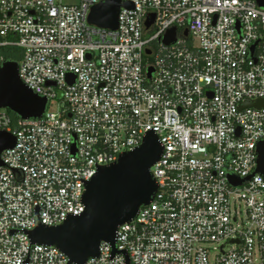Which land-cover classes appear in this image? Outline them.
I'll return each mask as SVG.
<instances>
[{"label": "built area", "instance_id": "built-area-1", "mask_svg": "<svg viewBox=\"0 0 264 264\" xmlns=\"http://www.w3.org/2000/svg\"><path fill=\"white\" fill-rule=\"evenodd\" d=\"M102 1L0 0V66L20 48L21 80L48 99L40 118L0 108L16 137L0 154V264H71L30 231L81 215L98 167L149 132L163 146L153 200L116 254L102 242L85 264H264V105L242 106L264 101V6L122 0L133 7L110 29L89 22Z\"/></svg>", "mask_w": 264, "mask_h": 264}, {"label": "water", "instance_id": "water-1", "mask_svg": "<svg viewBox=\"0 0 264 264\" xmlns=\"http://www.w3.org/2000/svg\"><path fill=\"white\" fill-rule=\"evenodd\" d=\"M257 1L264 6V0ZM121 7L132 8L133 4L122 0H104L92 7L89 22L102 28L117 29ZM175 39L173 29L167 34L165 42L170 44ZM69 81L73 82V76L69 77ZM47 105L46 97L36 94L21 80L19 61L4 60L0 66V108H7L20 118L31 119L42 117ZM262 105L263 100H247L242 104L243 107ZM15 144L14 135L0 131V154ZM257 151L258 165L254 173H264V142L259 143ZM162 153L159 137L149 132L140 146L122 153L114 163L99 166L86 182L83 197L85 211L81 215L70 216L57 226L39 224L30 231L33 243L60 249L71 264H85L90 258L98 257L102 242L111 243L116 254L119 251L115 246L119 228L134 220L141 207L153 200L158 185L152 167ZM231 181L240 184L244 179Z\"/></svg>", "mask_w": 264, "mask_h": 264}, {"label": "trees", "instance_id": "trees-1", "mask_svg": "<svg viewBox=\"0 0 264 264\" xmlns=\"http://www.w3.org/2000/svg\"><path fill=\"white\" fill-rule=\"evenodd\" d=\"M4 56L6 59L19 61L22 56V50L18 47H8L4 50Z\"/></svg>", "mask_w": 264, "mask_h": 264}, {"label": "rangeland", "instance_id": "rangeland-1", "mask_svg": "<svg viewBox=\"0 0 264 264\" xmlns=\"http://www.w3.org/2000/svg\"><path fill=\"white\" fill-rule=\"evenodd\" d=\"M65 3H78L79 0H64ZM55 107H52V110H54Z\"/></svg>", "mask_w": 264, "mask_h": 264}, {"label": "flooded vegetation", "instance_id": "flooded-vegetation-1", "mask_svg": "<svg viewBox=\"0 0 264 264\" xmlns=\"http://www.w3.org/2000/svg\"><path fill=\"white\" fill-rule=\"evenodd\" d=\"M5 60H6V58H5Z\"/></svg>", "mask_w": 264, "mask_h": 264}]
</instances>
